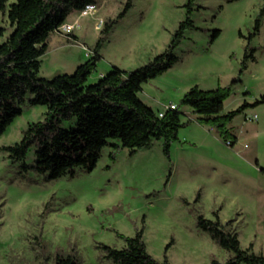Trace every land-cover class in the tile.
<instances>
[{"label": "rangeland", "instance_id": "1", "mask_svg": "<svg viewBox=\"0 0 264 264\" xmlns=\"http://www.w3.org/2000/svg\"><path fill=\"white\" fill-rule=\"evenodd\" d=\"M127 0H98L96 11H74L50 34L41 58V77L71 74L84 63L101 36L103 22L114 18ZM188 0H133V6L107 36L102 60L89 78L113 66L131 71L165 52L179 24L187 18ZM264 0H196L195 27L175 50L178 61L143 85L139 97L155 111L180 106L193 86L214 89L238 78L247 44ZM1 24L12 31L6 16ZM71 27V26H70ZM220 36L210 43L214 30ZM239 33H242L243 37ZM78 40H74L71 36ZM256 60L233 85L226 112L264 96V16L252 40ZM206 87V88H205ZM22 114L0 136V264H53L57 255L73 254L83 264H115L101 245L121 249V233L134 237L143 229L148 253L170 264H225L233 253L200 229L198 216L221 222L237 232L241 248L251 244L264 255V104L237 115L229 128L238 138L226 144L197 114L182 106L179 140L163 151L162 141L131 155L128 148L105 146L96 167L74 176L46 180L44 174L21 170L1 150L19 142L32 122L43 120L47 107L26 101ZM246 114H257L255 120ZM73 123L65 121L63 127ZM260 159V160H259ZM35 161L31 148L25 162ZM261 161V162H260Z\"/></svg>", "mask_w": 264, "mask_h": 264}, {"label": "trees", "instance_id": "2", "mask_svg": "<svg viewBox=\"0 0 264 264\" xmlns=\"http://www.w3.org/2000/svg\"><path fill=\"white\" fill-rule=\"evenodd\" d=\"M195 2L188 0L187 18L179 24L165 52L135 70L113 66L98 81L91 83L89 78L102 59L101 50L107 36L132 8L133 0H127L116 17L103 22L101 36L84 63L71 74H58L52 78L39 75L41 58L49 48L50 34L57 31L72 12L97 5L98 0H0V16H6L12 29L7 35L8 28L0 20V136L22 114L21 106L26 101L33 106L47 107L43 120L30 123L19 142L1 150L8 153L13 162H21L23 172L33 169L44 174L46 180L74 176L77 169L91 172L111 140H118L119 143H113V146L128 148L131 155L151 147L154 141H162L163 151L170 157L172 144L179 140V130L190 122L182 121V106L190 107L197 114V123L211 126L226 144L231 142L230 146L234 147L237 137L229 124L248 108L264 104V96H261L252 103L244 102L235 110L224 111L233 85L241 82L240 76L249 63L256 60L257 48L251 46V42L260 33L264 9L260 10L253 31L247 37L240 76L229 85L214 89L195 85L183 95L180 106L166 109L162 117L139 97L145 83L178 61L175 50L185 38L186 30L195 27L190 17ZM220 34L221 30H214L210 43ZM65 121L73 124L63 127ZM31 148H34L35 161L28 164L25 158ZM255 164L259 167L257 161ZM260 172L264 174L263 167ZM216 216V220H211L199 215L197 224L220 247L233 253L225 264H264V255L256 253L253 244L242 249L238 233L228 227L230 222L224 225L217 213ZM143 234V229L134 237L117 233L125 241L123 248L105 244L101 248L106 258L115 264H170L158 262L148 253ZM53 264L83 263L75 255L66 254L57 255Z\"/></svg>", "mask_w": 264, "mask_h": 264}, {"label": "built area", "instance_id": "3", "mask_svg": "<svg viewBox=\"0 0 264 264\" xmlns=\"http://www.w3.org/2000/svg\"><path fill=\"white\" fill-rule=\"evenodd\" d=\"M96 9H97L96 5H89L84 10L80 11V16H85V15H88L90 13L92 14L96 11ZM63 26H66V31H69V32L72 31V29H74V25H72V24L63 25ZM176 108H177V105L173 104V103H171L169 106L166 107V109H176ZM164 112L165 111L158 112L159 117H162L164 115ZM256 118H257V114H254V115L246 114V119L255 120ZM228 145L230 146L231 142H229Z\"/></svg>", "mask_w": 264, "mask_h": 264}, {"label": "crops", "instance_id": "4", "mask_svg": "<svg viewBox=\"0 0 264 264\" xmlns=\"http://www.w3.org/2000/svg\"><path fill=\"white\" fill-rule=\"evenodd\" d=\"M90 51H88L87 53H86V55H87V58H89V55H88V53H89ZM103 58V57H102ZM102 60V59H101ZM109 71L107 70V71H101L95 78V81L94 82H96V81H98L103 75H105L106 73H108ZM201 88V87H200ZM206 88V87H205ZM203 89V88H202ZM259 99V98H258ZM257 100V99H256ZM258 108V106L256 107V109ZM224 111L226 112V109H224ZM195 118H197V116L195 117ZM234 134V133H233ZM235 135V134H234ZM236 136V135H235ZM237 137V136H236ZM239 142V138L237 137V143ZM237 143H236V145H237ZM260 160V159H259ZM258 163H259V161L258 160H256ZM256 161H255V163H256ZM261 162V161H260ZM259 168H261V165H260V163H259Z\"/></svg>", "mask_w": 264, "mask_h": 264}]
</instances>
